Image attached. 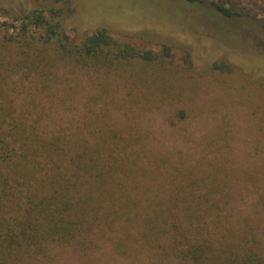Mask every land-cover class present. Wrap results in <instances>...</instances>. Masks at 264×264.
<instances>
[{
    "label": "trees",
    "instance_id": "1",
    "mask_svg": "<svg viewBox=\"0 0 264 264\" xmlns=\"http://www.w3.org/2000/svg\"><path fill=\"white\" fill-rule=\"evenodd\" d=\"M91 1L75 3L69 27L55 8L25 11L17 25L0 23V264H19L52 246L90 252L105 234H114L118 248L127 239L156 245L162 237L169 243L164 254L183 264H264L263 194L255 203L262 207L257 219L246 217L238 225L230 221L233 206L223 201L229 182L215 175L204 178V184L187 176L185 185L174 184L162 197L150 196L149 188L140 191L136 179L144 176L141 136L123 138L122 130L101 119L72 120L81 124L73 130L59 123L60 109L56 111L52 101L18 106L4 97L10 89L5 84L13 76L35 77L44 92L52 90L60 75L86 69L122 74L137 88L146 72L153 75L156 88L170 94L173 88L160 85L165 77L158 75L173 72L171 46L163 43L160 51L142 48L126 36L115 37L106 26L159 21L153 13L167 0H154L140 18L125 16L124 8L121 15L114 10L113 16L103 13L99 20L90 17ZM179 1L209 3L231 23L245 14L240 0ZM70 27L74 34L66 30ZM214 67L232 70L224 60ZM48 119L58 125L50 126Z\"/></svg>",
    "mask_w": 264,
    "mask_h": 264
},
{
    "label": "rangeland",
    "instance_id": "2",
    "mask_svg": "<svg viewBox=\"0 0 264 264\" xmlns=\"http://www.w3.org/2000/svg\"><path fill=\"white\" fill-rule=\"evenodd\" d=\"M78 1L0 0V23L17 25L25 11L55 8L69 27ZM153 1L92 0L90 17L113 16L114 10L121 15L125 8V16L140 18ZM240 1L245 14L232 23L209 3L167 0L153 13L159 21L106 25L115 37L126 36L142 48L160 51L163 43L171 46L173 72L158 75L165 77L160 85L173 88L170 94L156 88L153 75L146 72L141 73L137 88L122 74L86 69L60 75L51 83L52 90L44 92L35 77L13 76L5 84L10 89L4 97L18 106L32 100L52 101L54 109H60L59 123L72 125L73 130L81 124L72 120L101 119L122 130L123 138L137 134L145 151L139 161L144 176L136 177L140 191L149 188L150 196L162 197L174 184L185 185L187 176L204 184V178L215 175L229 182L223 201L233 206L231 223L238 225L246 217L255 221L262 209L255 203L264 195V0ZM66 30L75 33L72 27ZM222 60L232 66L231 71L214 67ZM47 122L58 125L51 119ZM114 240V234H105L98 247L85 253L73 246H52L44 254L25 256L19 264H183L164 254L169 243L162 237L156 245L127 239L120 248Z\"/></svg>",
    "mask_w": 264,
    "mask_h": 264
}]
</instances>
